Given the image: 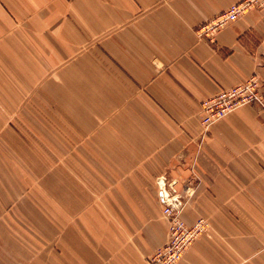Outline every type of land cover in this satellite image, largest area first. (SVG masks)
Returning a JSON list of instances; mask_svg holds the SVG:
<instances>
[{"label": "crops", "instance_id": "1", "mask_svg": "<svg viewBox=\"0 0 264 264\" xmlns=\"http://www.w3.org/2000/svg\"><path fill=\"white\" fill-rule=\"evenodd\" d=\"M241 1L0 0V76L26 75L25 90L58 101L90 168L122 171L112 201L126 204L119 226L72 214L75 226L51 229L53 214L36 227L0 202V264H150L168 226L162 214L148 223L145 204L162 212L163 182L187 225L208 223L177 264H264V7L198 32ZM254 76L263 104L205 131L202 102ZM19 217L32 225H11Z\"/></svg>", "mask_w": 264, "mask_h": 264}, {"label": "rangeland", "instance_id": "2", "mask_svg": "<svg viewBox=\"0 0 264 264\" xmlns=\"http://www.w3.org/2000/svg\"><path fill=\"white\" fill-rule=\"evenodd\" d=\"M26 77L0 76V190H7L10 185L16 191L15 196L10 197L12 201L6 203L1 201L0 195L4 206L1 210L0 204V210L18 211L20 216L34 214L36 227L45 226L46 220L41 214L55 216L51 218V229L58 225L75 226L80 215L72 214H96L93 219H84L88 225L93 222L95 226H106L109 218L119 226L122 224L120 207L126 204L112 199L123 178L122 171L92 170L91 156L77 152L85 140L66 137L65 127L61 125L65 113L52 105L58 101L47 99L42 90H25ZM67 129L69 131V126ZM33 193L34 203L22 202ZM155 206L152 202L145 204L147 222L155 221L154 214H162L168 226L169 241L168 221L163 210L158 213ZM183 207L184 204L180 214ZM11 225L22 227L32 223L30 219L19 217ZM153 256L148 260L150 264Z\"/></svg>", "mask_w": 264, "mask_h": 264}, {"label": "built area", "instance_id": "3", "mask_svg": "<svg viewBox=\"0 0 264 264\" xmlns=\"http://www.w3.org/2000/svg\"><path fill=\"white\" fill-rule=\"evenodd\" d=\"M264 0H242L216 16L210 22L202 25L198 32L200 36L210 37L228 24L236 21L252 8H263ZM260 81L257 77L229 89L222 90L215 97L204 100L201 104V123L205 131L234 111L263 104ZM172 186L163 182L161 195L164 199L163 215L169 224V241L152 257V264H177L185 251L195 240L206 233L208 223L200 219L192 225H187L180 217V208L183 206L181 195L171 192ZM166 199V201H165ZM176 202V204H173Z\"/></svg>", "mask_w": 264, "mask_h": 264}, {"label": "water", "instance_id": "4", "mask_svg": "<svg viewBox=\"0 0 264 264\" xmlns=\"http://www.w3.org/2000/svg\"><path fill=\"white\" fill-rule=\"evenodd\" d=\"M161 197H162V195H161ZM162 201L164 202V199H162ZM165 201H166V199H165ZM173 204H176V202H173Z\"/></svg>", "mask_w": 264, "mask_h": 264}]
</instances>
